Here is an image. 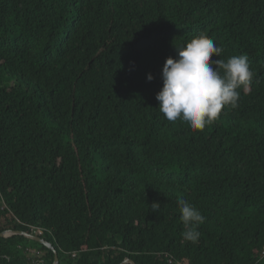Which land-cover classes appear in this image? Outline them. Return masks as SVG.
I'll return each mask as SVG.
<instances>
[{"label": "trees", "instance_id": "1", "mask_svg": "<svg viewBox=\"0 0 264 264\" xmlns=\"http://www.w3.org/2000/svg\"><path fill=\"white\" fill-rule=\"evenodd\" d=\"M200 34L253 78L193 131L156 94L174 45ZM179 198L205 217L196 243ZM7 230L58 264H264V0H0ZM37 263L53 251L0 237V264Z\"/></svg>", "mask_w": 264, "mask_h": 264}, {"label": "clouds", "instance_id": "2", "mask_svg": "<svg viewBox=\"0 0 264 264\" xmlns=\"http://www.w3.org/2000/svg\"><path fill=\"white\" fill-rule=\"evenodd\" d=\"M174 46L176 57L166 58L162 67L157 109L170 122L179 120L193 131H202L219 118L222 109L238 106V89H247L253 72L247 55L231 56L225 61L220 58L223 49L204 34L193 37L186 45ZM147 80H153L150 73ZM149 206L156 213L160 203ZM177 206L185 229L183 239L196 243L198 227L205 217L183 198L177 200Z\"/></svg>", "mask_w": 264, "mask_h": 264}, {"label": "water", "instance_id": "3", "mask_svg": "<svg viewBox=\"0 0 264 264\" xmlns=\"http://www.w3.org/2000/svg\"><path fill=\"white\" fill-rule=\"evenodd\" d=\"M13 234L22 235V236H24L27 239H30V240L35 241L37 243H41L45 247L51 249L53 251V253H54V263L53 264H58L59 260H58L57 251L53 248L51 243H49L46 240L42 239L38 235L27 233V232H22V231L7 230V231H4V232L0 233V237H8V236L13 235ZM121 264H135V263L127 258Z\"/></svg>", "mask_w": 264, "mask_h": 264}, {"label": "built area", "instance_id": "4", "mask_svg": "<svg viewBox=\"0 0 264 264\" xmlns=\"http://www.w3.org/2000/svg\"><path fill=\"white\" fill-rule=\"evenodd\" d=\"M39 233H41V231H39ZM262 254H264V250L262 251ZM37 264H40V263H37Z\"/></svg>", "mask_w": 264, "mask_h": 264}]
</instances>
